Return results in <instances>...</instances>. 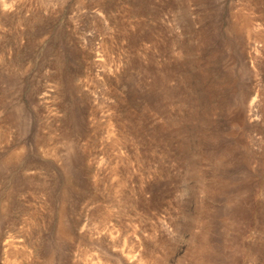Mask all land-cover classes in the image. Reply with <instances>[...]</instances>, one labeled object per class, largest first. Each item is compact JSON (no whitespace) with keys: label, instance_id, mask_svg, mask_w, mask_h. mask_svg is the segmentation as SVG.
I'll use <instances>...</instances> for the list:
<instances>
[{"label":"rangeland","instance_id":"1","mask_svg":"<svg viewBox=\"0 0 264 264\" xmlns=\"http://www.w3.org/2000/svg\"><path fill=\"white\" fill-rule=\"evenodd\" d=\"M263 43L264 0H0V264H264Z\"/></svg>","mask_w":264,"mask_h":264},{"label":"bare ground","instance_id":"2","mask_svg":"<svg viewBox=\"0 0 264 264\" xmlns=\"http://www.w3.org/2000/svg\"><path fill=\"white\" fill-rule=\"evenodd\" d=\"M261 35V34H260ZM263 36H259V34H258V36H255V38H254V40H255V43L257 42V43H259L260 44V42H263ZM264 44V43H263ZM257 52V51H256ZM253 103V105H254V102H252ZM251 104V103H250ZM256 105V104H255ZM254 105V106H255ZM252 106V105H251ZM250 106V107H251ZM248 111H250V110H248ZM253 113V112H252ZM254 115V114H253Z\"/></svg>","mask_w":264,"mask_h":264}]
</instances>
